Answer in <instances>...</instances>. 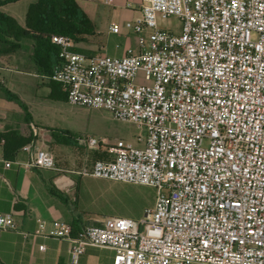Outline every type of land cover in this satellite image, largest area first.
<instances>
[{
    "label": "built area",
    "instance_id": "built-area-1",
    "mask_svg": "<svg viewBox=\"0 0 264 264\" xmlns=\"http://www.w3.org/2000/svg\"><path fill=\"white\" fill-rule=\"evenodd\" d=\"M170 16L178 32L160 25ZM124 26L137 42L120 56L87 54L53 35V78L68 102L146 131L141 146L89 136L105 156L72 172L152 186L155 202L138 219L108 215L76 233L65 220L49 229L42 221L24 235L68 241L73 262L104 246L113 264H264V0H141ZM20 150L28 167L62 170L48 146L32 140ZM0 161L21 163L2 145ZM0 229H18L12 213L0 211Z\"/></svg>",
    "mask_w": 264,
    "mask_h": 264
},
{
    "label": "crops",
    "instance_id": "crops-1",
    "mask_svg": "<svg viewBox=\"0 0 264 264\" xmlns=\"http://www.w3.org/2000/svg\"><path fill=\"white\" fill-rule=\"evenodd\" d=\"M77 2L94 22L96 34L88 37L86 41L75 42V46H80L90 54L99 52L118 56L122 55L129 46H136L135 34L129 31L124 23L140 16L141 0H77ZM112 24H118L121 31L119 33L111 31ZM26 46L30 60L36 63L33 42L25 40L21 42L19 49L22 50ZM20 72L22 71L19 70L16 73ZM28 73L40 76L42 81L46 77L38 68L37 71H28ZM12 76L13 81L7 82L8 74L3 72L0 82L6 81V87L18 95L27 110L17 101L5 98L0 90V131L11 127L23 136H33V141L39 147H49L57 166L62 170L28 167L26 163L29 155L20 148L17 150L16 157L11 159H18L21 163H13L10 167H6L0 161V211L12 213L18 226V229H0V264H113L114 250L109 247L89 246L78 262H73L70 259L68 241L41 235H24V232L32 233L42 221L49 229L59 220L69 222L76 233L86 224L102 219L104 216L85 205L93 196V190L88 184L84 189L82 186L84 178L89 176H80L72 172L82 165L85 157L82 154L69 152L66 147L69 145L67 140L61 135L57 141L52 136L50 128L56 127L71 133L75 132L71 128L64 127V124L60 122L48 124L45 121L44 107L35 110L37 106H33L30 100H25L12 90L25 91L24 87L14 88L13 86L15 81L24 82V78L15 76L14 73ZM43 83L46 84L44 81ZM28 90V95H31L30 89ZM50 95L51 88L47 97L52 99ZM32 96L31 100L37 98L35 92ZM10 101L16 104L11 105ZM55 101L78 106L68 102L67 99ZM141 143L143 144V141ZM77 187L80 188L78 195ZM42 244L45 245L44 249H40Z\"/></svg>",
    "mask_w": 264,
    "mask_h": 264
},
{
    "label": "rangeland",
    "instance_id": "rangeland-1",
    "mask_svg": "<svg viewBox=\"0 0 264 264\" xmlns=\"http://www.w3.org/2000/svg\"><path fill=\"white\" fill-rule=\"evenodd\" d=\"M31 0H17L1 8L7 13L13 14L20 23H25V16L28 4ZM160 25L174 32L180 30V20L176 16L169 18H160ZM80 47V46H79ZM90 51V50H89ZM92 52V51H90ZM99 53V52H98ZM22 71L16 73L17 71ZM27 71V72H26ZM37 71V65L29 58L27 46L19 49L16 53L0 52V77L3 72L7 75V82L13 81L12 73L15 76L23 77L24 82L15 81L14 88L25 89L21 92L19 89H12L25 100H30L36 108L44 107L46 109L45 121L60 122L64 127L71 128L78 135V144L68 145L69 152L73 154H82L83 157L93 156L96 148H91L87 142L89 136H95L102 140V143L112 144L118 139H124L141 146L140 138H145L146 131L143 127L133 121L116 119L111 112L104 108H90L85 106H71L65 102H59L47 97L49 86L44 84L42 78L32 73ZM1 79V78H0ZM5 81V83H6ZM4 83V84H5ZM11 84V83H10ZM6 85V84H5ZM31 95H28L29 90ZM36 93L37 98L31 100L32 93ZM11 102V101H10ZM16 104V102H11ZM18 105V104H17ZM19 107H21L19 105ZM67 121L66 123L64 121ZM61 125V126H62ZM94 149V150H93ZM83 189L86 184L92 188L93 196L89 203V208H93L102 216L106 215H124L134 219L144 215L147 208L152 207L155 202L156 189L152 186L114 181L106 178H84ZM82 191V190H81ZM82 194L84 192L82 191ZM191 264H202L194 262Z\"/></svg>",
    "mask_w": 264,
    "mask_h": 264
},
{
    "label": "trees",
    "instance_id": "trees-1",
    "mask_svg": "<svg viewBox=\"0 0 264 264\" xmlns=\"http://www.w3.org/2000/svg\"><path fill=\"white\" fill-rule=\"evenodd\" d=\"M12 1L15 0H0V6ZM55 34L69 35L76 43L82 42L96 34L95 24L77 0H33L28 6L25 24H21L15 16L0 8V52H14L19 49L21 42L32 41L37 68L45 74L43 81L51 88L50 97L65 100L66 91L62 84L53 78L54 70L60 65L59 48L51 41ZM74 48L90 54L81 47ZM0 90L5 98L17 101L27 110L18 95L4 83L0 82ZM50 132L57 141L63 135L69 145H79L76 133L56 127L50 128ZM33 138L23 136L11 127L0 131V145L3 147L5 157L10 159L16 157L17 150ZM103 146L102 144L101 147L93 149L94 157L105 156ZM79 191L80 188L77 187V195Z\"/></svg>",
    "mask_w": 264,
    "mask_h": 264
}]
</instances>
